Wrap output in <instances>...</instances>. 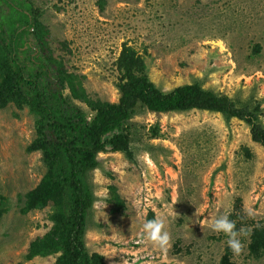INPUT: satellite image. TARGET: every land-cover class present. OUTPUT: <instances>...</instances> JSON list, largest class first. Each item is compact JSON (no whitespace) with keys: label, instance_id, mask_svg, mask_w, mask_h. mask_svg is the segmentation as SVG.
<instances>
[{"label":"rangeland","instance_id":"obj_1","mask_svg":"<svg viewBox=\"0 0 264 264\" xmlns=\"http://www.w3.org/2000/svg\"><path fill=\"white\" fill-rule=\"evenodd\" d=\"M21 1L46 30L47 49L35 47L41 59L49 51L89 97L118 100L115 61L127 43L163 91L198 82L255 108L264 126V0ZM52 68L43 67L42 80L55 91ZM61 94L92 115L68 89ZM36 118L27 106L0 109V195L8 203L0 218V264H55L58 255L25 258L29 242L51 226L49 206L20 211L46 170L41 153L26 150ZM129 124L131 158L101 152L88 175L95 196L84 235L89 253L102 255L104 264H219L228 237L213 230L214 218L227 213L237 229H264V146L252 141L245 121L198 109H137ZM150 216L165 219L166 249L144 236ZM241 241L239 254L230 249L231 261L264 264L263 256L249 254V236Z\"/></svg>","mask_w":264,"mask_h":264},{"label":"trees","instance_id":"obj_2","mask_svg":"<svg viewBox=\"0 0 264 264\" xmlns=\"http://www.w3.org/2000/svg\"><path fill=\"white\" fill-rule=\"evenodd\" d=\"M25 5L22 2L20 9L8 6V11L0 15V109L13 103L20 109L27 106L37 116L36 136L26 150L39 151L46 170L25 193L20 211L28 213L47 206L52 209L48 215L51 226L29 242L26 259L58 253L55 264H104L102 255L89 253L85 246L87 217L95 201L88 175L99 166L97 155L101 152L119 151L131 158L129 119L137 109L157 113L192 109L218 112L245 121L252 141L264 146V126L255 108L237 106L227 95L204 89L198 82L163 91L149 79L143 58L127 43L122 44L115 61L118 100L89 97L79 77L68 72L49 51L41 59L35 47L47 49L46 30L36 17H30L33 10ZM44 66L54 67L51 83L55 91L42 80ZM65 88L71 98L89 108L90 117L62 96ZM152 135L156 136L157 130L152 129ZM110 188L113 199H118L116 188ZM7 210V200L0 195V218ZM248 251L251 256L264 257L262 227L252 228ZM219 264H235L228 247Z\"/></svg>","mask_w":264,"mask_h":264},{"label":"clouds","instance_id":"obj_3","mask_svg":"<svg viewBox=\"0 0 264 264\" xmlns=\"http://www.w3.org/2000/svg\"><path fill=\"white\" fill-rule=\"evenodd\" d=\"M143 228L144 236L147 240L162 249H166L170 246L171 236L169 232L165 230L164 218L145 220ZM212 228L217 233L222 232L228 237L227 246L235 254H239L243 250L241 237H248L252 232V229L248 227L242 226L237 229L236 222L229 219V214L227 213L214 218L212 221Z\"/></svg>","mask_w":264,"mask_h":264},{"label":"flooded vegetation","instance_id":"obj_4","mask_svg":"<svg viewBox=\"0 0 264 264\" xmlns=\"http://www.w3.org/2000/svg\"><path fill=\"white\" fill-rule=\"evenodd\" d=\"M1 11L6 13L8 11V6H13L16 9H20L19 5L22 4L21 0H0Z\"/></svg>","mask_w":264,"mask_h":264}]
</instances>
